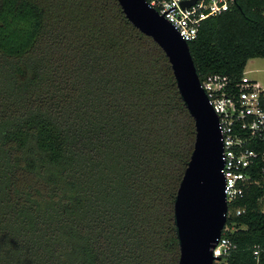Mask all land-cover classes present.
Returning <instances> with one entry per match:
<instances>
[{"label":"trees","instance_id":"obj_1","mask_svg":"<svg viewBox=\"0 0 264 264\" xmlns=\"http://www.w3.org/2000/svg\"><path fill=\"white\" fill-rule=\"evenodd\" d=\"M189 46L201 80L242 77L264 58V1ZM195 139L168 57L118 0H0V264H179ZM239 204L227 263L264 264V178Z\"/></svg>","mask_w":264,"mask_h":264},{"label":"water","instance_id":"obj_2","mask_svg":"<svg viewBox=\"0 0 264 264\" xmlns=\"http://www.w3.org/2000/svg\"><path fill=\"white\" fill-rule=\"evenodd\" d=\"M118 2L129 21L168 57L182 99L195 121L194 150L175 202L179 264H214L217 258L213 250L228 221L219 117L201 86L189 43L146 0Z\"/></svg>","mask_w":264,"mask_h":264},{"label":"built area","instance_id":"obj_3","mask_svg":"<svg viewBox=\"0 0 264 264\" xmlns=\"http://www.w3.org/2000/svg\"><path fill=\"white\" fill-rule=\"evenodd\" d=\"M146 1L188 43L198 38L206 20L228 12L236 4V0H195L194 4H191L194 0ZM184 2L190 5L184 7ZM201 86L219 117L223 137L222 173L228 221L213 252L217 258L214 264H228L227 256L236 244L227 235L238 229L229 220L247 213V208L239 202L251 185L264 178V87L247 73L238 79L212 74L201 80Z\"/></svg>","mask_w":264,"mask_h":264},{"label":"rangeland","instance_id":"obj_4","mask_svg":"<svg viewBox=\"0 0 264 264\" xmlns=\"http://www.w3.org/2000/svg\"><path fill=\"white\" fill-rule=\"evenodd\" d=\"M246 70H251L249 76L256 78L264 87V58H256L249 61Z\"/></svg>","mask_w":264,"mask_h":264},{"label":"crops","instance_id":"obj_5","mask_svg":"<svg viewBox=\"0 0 264 264\" xmlns=\"http://www.w3.org/2000/svg\"><path fill=\"white\" fill-rule=\"evenodd\" d=\"M249 72H252L251 70H245V73L249 74ZM256 79V78H253Z\"/></svg>","mask_w":264,"mask_h":264}]
</instances>
